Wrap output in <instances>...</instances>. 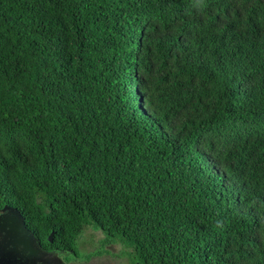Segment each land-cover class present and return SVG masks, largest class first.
<instances>
[{
    "label": "trees",
    "instance_id": "trees-1",
    "mask_svg": "<svg viewBox=\"0 0 264 264\" xmlns=\"http://www.w3.org/2000/svg\"><path fill=\"white\" fill-rule=\"evenodd\" d=\"M134 264H264V0H0V211Z\"/></svg>",
    "mask_w": 264,
    "mask_h": 264
},
{
    "label": "rangeland",
    "instance_id": "rangeland-1",
    "mask_svg": "<svg viewBox=\"0 0 264 264\" xmlns=\"http://www.w3.org/2000/svg\"><path fill=\"white\" fill-rule=\"evenodd\" d=\"M0 260L6 264H134L138 261L135 249L122 239H109L100 230L87 226L74 243L72 251H42L35 239L21 224L17 214L2 212Z\"/></svg>",
    "mask_w": 264,
    "mask_h": 264
},
{
    "label": "flooded vegetation",
    "instance_id": "flooded-vegetation-1",
    "mask_svg": "<svg viewBox=\"0 0 264 264\" xmlns=\"http://www.w3.org/2000/svg\"><path fill=\"white\" fill-rule=\"evenodd\" d=\"M4 211H6V212H10V213H12V214H14L13 212H11L10 210H7V209H5V210H2V211H0V215H1V213L2 212H4ZM20 219V218H19ZM3 223V225H5L6 226V229L4 230V231H1L0 233H1V235H2V237H5V236H7L8 234H9V232H8V225H7V222H2ZM21 224H22V226H23V229L25 230V227H24V224H23V222H21ZM26 231V230H25ZM27 232V231H26ZM28 233V232H27ZM29 234V233H28ZM30 235V234H29ZM36 241V240H35ZM36 243H37V241H36ZM37 245H38V243H37ZM38 247H39V245H38ZM39 249H41L42 251H44L42 248H40L39 247ZM0 264H6L5 262H3L2 260H0Z\"/></svg>",
    "mask_w": 264,
    "mask_h": 264
}]
</instances>
